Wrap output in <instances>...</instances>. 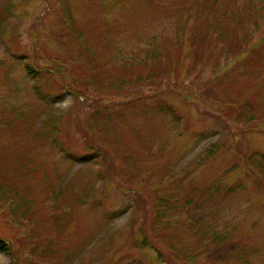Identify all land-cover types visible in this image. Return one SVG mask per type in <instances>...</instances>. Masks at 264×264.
<instances>
[{"label":"rangeland","instance_id":"374dc122","mask_svg":"<svg viewBox=\"0 0 264 264\" xmlns=\"http://www.w3.org/2000/svg\"><path fill=\"white\" fill-rule=\"evenodd\" d=\"M211 1L225 7L230 0H200ZM249 1L258 23L253 17L239 21L252 30L240 55L232 54L233 60L216 39L209 58L196 62L187 34L191 10L197 16L195 0H0V12L10 15L0 36V173L14 179L24 165L27 175L17 186L31 192L44 221L41 236L54 244L46 258L37 254L24 264H264V0L230 3L244 14ZM237 33L242 37V30ZM171 45L178 49L168 55ZM250 57L255 68L245 64ZM35 61L63 67L68 85L62 90L46 76L31 81L24 66ZM103 67L113 80L109 85L99 79ZM97 111L117 112L118 118L104 116L95 126L90 116ZM46 112L61 133L28 149L30 133L17 118L31 115L38 129ZM89 126L110 155L118 143L128 146L116 151L128 165L113 160V171L79 162L85 150L78 130ZM151 168L153 179L144 176ZM123 169L142 174L148 195L140 209L111 181L125 187ZM163 175L172 183L164 185ZM68 181L79 202L53 198ZM156 206L167 223L157 231L144 228V235L139 224ZM61 208L72 215L57 236L51 217ZM1 225L17 246L12 235L21 232ZM0 264L11 260L0 253Z\"/></svg>","mask_w":264,"mask_h":264},{"label":"trees","instance_id":"16d2710c","mask_svg":"<svg viewBox=\"0 0 264 264\" xmlns=\"http://www.w3.org/2000/svg\"><path fill=\"white\" fill-rule=\"evenodd\" d=\"M196 7L198 10L196 11V14H193V10H191V26L187 29V34L190 35V43L192 47L193 55L196 57V62H202L209 58V55L212 53V50L214 48V44L216 39H221L224 46H221V48H226L228 54L232 57L233 60L237 58V56H232L235 54L240 55L241 48L246 45V41H250V36L252 33V30L249 28H245L243 25L239 26V21H244V19L248 18L251 19L253 17L252 11L254 9V5H251V1H249L246 6L244 14H241L239 12L238 6H234L231 8V0L227 4V6L219 7L216 1H211V3H214L212 5L210 4H203L200 2V0H195ZM193 6V7H195ZM7 9H3L0 12V36L3 37L7 31V26L10 22V15L8 12H6ZM249 12V13H248ZM255 26H257L258 23V17L257 15H254L252 19ZM247 29V30H246ZM242 30L243 35L240 37L237 32H240ZM178 48L174 45H171L169 49L167 50L168 55L172 52L177 50ZM240 49V50H239ZM255 49V48H253ZM152 52H149L151 54ZM255 53H258L259 58L261 59V52L257 49H255ZM147 53V56L149 55ZM255 57H250L246 62V66L248 68H255L256 65L254 64ZM48 61L51 62V59L48 58ZM47 66V64H45ZM44 65L37 66V61L25 65L24 69L29 77H31V81H34L38 83V78L41 76H46L47 79L54 84H58L64 89V84L66 85L69 83L67 81L68 77L62 76L64 73V68L54 63L53 65L49 64L50 67H45ZM179 65H177L178 67ZM250 66V67H249ZM233 67H235L233 65ZM236 66L235 68H237ZM101 70V75L99 79L101 80L102 84L109 85L112 83V79L109 76V71L106 70L104 67ZM121 70L125 71V68L122 66ZM220 71V70H219ZM58 76L59 78H56ZM216 76V77H215ZM213 78L218 79L219 73H217ZM68 85V84H67ZM35 90H37L36 87H34ZM80 91V90H79ZM118 91H121L120 88H118ZM78 94L75 93V97H78L79 95H86L87 93L85 90L83 92L75 91ZM156 95L155 93L152 94H143L142 96H134L132 98L124 99V102L126 104H132L135 101H141L139 99H147L149 96ZM58 97H61L59 95ZM84 97V96H83ZM51 100L52 102L56 103L59 100H54L51 98H46ZM56 101V102H55ZM110 110V109H109ZM242 108L238 109V112L243 113ZM47 111V109L45 110ZM46 121L43 122L40 128L34 129V121L31 117V115H27L25 113H21L19 115V121L24 126V129H26L27 132H29V139L28 141L29 147L28 149H34L39 148L43 146L46 142V139L49 135L50 138L55 137V134H60L61 130L58 126L57 119H53L51 115L46 112ZM117 112H111L108 111L106 114L103 112L97 111L96 113L92 114L91 122L93 121V124L95 123V126H99L97 123L100 119H102L104 116H107L109 120H115L118 118ZM122 121H125L124 118L121 119ZM49 122L52 124L50 125ZM47 127H51V134H47L46 132L50 129ZM32 129H34L35 133H32ZM91 126L88 128L86 127L83 130H78L80 135L83 134L82 138L84 140V152L78 156L77 160L79 162H82L83 164H90V163H101L106 165L108 168H110L113 171H117L118 167L116 166L114 161H118V164H120L121 161H124L126 165L128 158L125 159H118L116 157V151L121 150L123 148H128V146L122 145L118 143V149L113 150L111 152V155L109 154V151H105L102 146H98L97 143L99 142L95 137L90 136L89 133L92 134L90 131ZM32 137V138H31ZM106 145V144H101ZM109 149V148H108ZM215 153H217L216 149H213ZM110 155V156H109ZM209 155V154H208ZM114 160V161H113ZM200 164V162H199ZM117 167V169H116ZM155 169L151 168L150 170H147L146 174L144 176L148 175L149 179H153V177L150 175V172ZM124 170V169H123ZM17 173L15 174V178L12 179L8 177L6 174L0 173V253H3L7 257L10 258L11 264H16L18 261L21 264L27 263V259L29 257H32L36 259V255L39 254L41 257H44L49 254L50 249L52 250L53 243L50 242L52 240H46L42 238L41 236V227L38 225H41L44 223L42 220V216L36 215L38 209L35 205L31 192H26L27 187H24L25 192H21L18 188V184H23L26 177V172L24 170V165L20 164L19 169L16 167ZM122 173L123 176H126L128 178L127 182L124 183L126 186H122L119 182L116 180L111 179L112 183L121 190V193L125 195L127 201H130L133 205H136L139 207V204L145 201L147 198V189L143 186V181L140 180L142 177V174L137 173L135 170L127 171ZM136 172V173H134ZM114 173V172H113ZM134 173V174H133ZM115 174V173H114ZM130 174H133V177L137 179V181H133L130 179ZM162 180L164 185L171 184L172 179L166 178V176H162ZM100 181V180H99ZM42 183L48 186V189L51 187V183L48 179V176L45 175L42 179ZM8 184V185H6ZM70 190V191H68ZM48 197L50 196V193L52 190H49ZM72 192V185L70 181L63 186V191L60 195V193H54L52 196L54 199L55 197H61L60 199L64 200L67 197L74 198L76 197L72 196V194H69ZM77 200V199H76ZM79 202V200H77ZM159 201V200H158ZM85 202V201H83ZM193 203V201H190V203ZM159 206V205H158ZM62 209V208H61ZM59 211V210H58ZM55 212L51 217V222L54 226V231L57 236H61L66 227L70 224V216L71 209H62L59 212ZM57 213V214H56ZM164 215V212L160 211L157 206L153 208V215L149 220H145L144 222L140 223L139 226L141 228V232L146 235L145 229H154L159 230L160 224L167 223L164 220H162V216ZM5 224L8 227L12 228L18 235L15 234L12 235L13 240L15 243H17V246L12 243V241L8 238H6L2 229V225ZM145 228V229H144ZM148 246L154 249L155 251H159L160 248H156L150 241L147 239ZM17 247V248H16ZM80 245L78 246V248ZM38 248L40 251H36L35 249ZM77 248V249H78ZM159 249V250H158ZM176 252H171L170 255H174ZM160 257H162L161 253H158ZM73 254H68L67 257L64 256L63 259L65 261H70ZM46 258V257H44ZM187 259V258H184ZM45 260L41 259L40 264H44Z\"/></svg>","mask_w":264,"mask_h":264}]
</instances>
